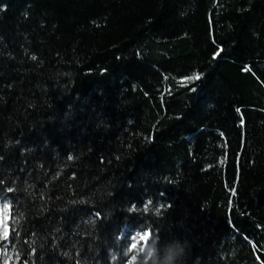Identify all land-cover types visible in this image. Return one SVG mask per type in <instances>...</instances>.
I'll list each match as a JSON object with an SVG mask.
<instances>
[{"label": "trees", "instance_id": "1", "mask_svg": "<svg viewBox=\"0 0 264 264\" xmlns=\"http://www.w3.org/2000/svg\"><path fill=\"white\" fill-rule=\"evenodd\" d=\"M0 205V264H264V0H0Z\"/></svg>", "mask_w": 264, "mask_h": 264}, {"label": "rangeland", "instance_id": "2", "mask_svg": "<svg viewBox=\"0 0 264 264\" xmlns=\"http://www.w3.org/2000/svg\"><path fill=\"white\" fill-rule=\"evenodd\" d=\"M2 207L3 206L0 205V208H2ZM7 218H8V214H7ZM7 218L5 219V216L3 215V213L0 212V235L1 236L3 235V233L5 231V224L7 223ZM147 239H148L147 234L139 235V237H137L136 239H132L131 244L135 245V240H136V243L140 242L141 248L145 249Z\"/></svg>", "mask_w": 264, "mask_h": 264}, {"label": "snow or ice", "instance_id": "3", "mask_svg": "<svg viewBox=\"0 0 264 264\" xmlns=\"http://www.w3.org/2000/svg\"><path fill=\"white\" fill-rule=\"evenodd\" d=\"M216 55H219V53H216ZM190 79H200L199 75H195L193 77H191ZM71 159V157H69ZM9 191H11V189H9ZM0 212L3 213V215L5 216V219L7 218V214L9 212V209L7 206H3L2 208H0ZM149 236H151V233L149 232ZM0 239L2 240H7L8 239V233H7V225L5 224V231L3 233L2 236H0ZM5 264H7V260H5Z\"/></svg>", "mask_w": 264, "mask_h": 264}, {"label": "clouds", "instance_id": "4", "mask_svg": "<svg viewBox=\"0 0 264 264\" xmlns=\"http://www.w3.org/2000/svg\"><path fill=\"white\" fill-rule=\"evenodd\" d=\"M113 262V264H115V262L114 261H112Z\"/></svg>", "mask_w": 264, "mask_h": 264}]
</instances>
